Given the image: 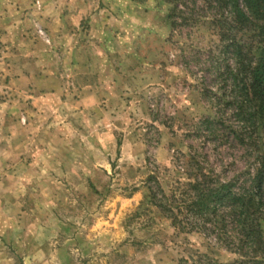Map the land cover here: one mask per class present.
Here are the masks:
<instances>
[{"label":"clouds","instance_id":"clouds-1","mask_svg":"<svg viewBox=\"0 0 264 264\" xmlns=\"http://www.w3.org/2000/svg\"><path fill=\"white\" fill-rule=\"evenodd\" d=\"M264 0H0V264H264Z\"/></svg>","mask_w":264,"mask_h":264},{"label":"trees","instance_id":"trees-1","mask_svg":"<svg viewBox=\"0 0 264 264\" xmlns=\"http://www.w3.org/2000/svg\"><path fill=\"white\" fill-rule=\"evenodd\" d=\"M246 88L251 93L264 101V57L261 58L259 66L245 77Z\"/></svg>","mask_w":264,"mask_h":264}]
</instances>
